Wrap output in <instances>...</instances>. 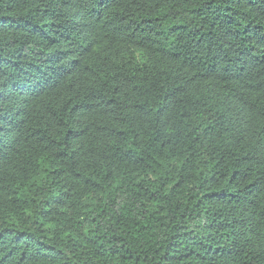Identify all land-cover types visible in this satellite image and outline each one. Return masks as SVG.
Here are the masks:
<instances>
[{
	"label": "trees",
	"instance_id": "16d2710c",
	"mask_svg": "<svg viewBox=\"0 0 264 264\" xmlns=\"http://www.w3.org/2000/svg\"><path fill=\"white\" fill-rule=\"evenodd\" d=\"M0 264H264V0H0Z\"/></svg>",
	"mask_w": 264,
	"mask_h": 264
}]
</instances>
